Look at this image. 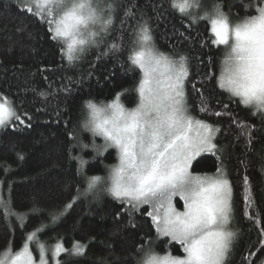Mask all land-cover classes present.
<instances>
[{
	"label": "snow or ice",
	"instance_id": "6c2138e0",
	"mask_svg": "<svg viewBox=\"0 0 264 264\" xmlns=\"http://www.w3.org/2000/svg\"><path fill=\"white\" fill-rule=\"evenodd\" d=\"M241 3L246 13L254 9L256 14H246L233 20L232 16L239 14L231 12V5L225 12L222 0L215 3L211 10L203 9L197 0L195 7L200 10L197 12L192 11L194 5L190 0H169L172 10L188 18V27L201 20L207 21L210 44L224 46L218 74L209 57V67L201 78V88L203 82L215 80L230 99L238 98L253 116L260 117L264 130V0H251L248 4H243L241 0ZM120 4L121 0H18V11L22 8L46 25L61 51V59H66L69 64L83 60L93 48L100 49L110 37L117 43L109 42L97 59L109 52L115 55L117 51H123L124 25L129 18L136 19L139 14L136 27L131 29L132 46L128 50V59L131 70L138 68L142 75L133 89L138 93L135 107H125L121 102L123 92L117 93L108 103H96L91 99L84 102L87 115L83 129L92 133L91 147L98 155L109 148L116 149L118 163L107 166L106 177L87 175L85 165L88 161L82 154L89 145L73 135L71 148H78L81 155L72 158L79 161L77 175L87 187L76 186L74 196L66 205L52 209H41L37 207L39 202L33 201L30 212H48L49 222L45 224L41 221L43 227L27 233L18 250H13L9 244L0 254V264H49V253L55 264H61L57 259L61 253L84 255L85 246L79 242L71 249L59 242L49 247L40 241L39 234L57 223V213L63 207L71 209L74 202L81 197L87 198L89 194L98 199L102 191H107L127 206L124 212L129 217L128 225L135 226L133 214L144 209V214L151 218V224L155 226L157 238L167 237L169 244L175 242L183 250V255H172L171 251L160 255L152 247L151 238L144 237L148 243L139 244L136 253L132 254L135 264H232L240 229L234 226L233 186L221 160L224 149L219 143V136L225 130L218 124L192 115L188 85L191 84L193 89L197 86L190 81L191 58L182 52L165 53L159 50L155 44L154 29L136 0H129L123 6L124 17L117 30L120 34L113 37ZM152 7L157 8V5ZM133 9L136 11L133 12ZM17 31L23 33L26 29L18 28ZM27 35L29 39L34 38L31 32ZM15 43L9 45V50ZM65 91L68 89L65 88ZM199 94L201 113L215 117L225 115L228 104L222 105L224 112L213 111L205 106L210 98L203 91ZM39 95L47 98L50 93L40 92ZM56 114L59 116V112ZM228 115L231 121L229 127L232 123L237 126L235 140H243L246 149H249L255 140L253 133L256 126L241 123L230 113ZM26 120L30 121L31 117L27 113L22 117L13 103L3 98L0 102V130L15 127L16 124L31 128L30 122L25 124ZM95 137H102L104 144L96 145ZM204 153H212L220 162L221 166L214 174L193 171V162ZM243 182L244 199L252 208L254 199L247 175L243 177ZM4 184L5 181L0 180V208L4 209V219L10 226L11 217L15 216L23 229L27 214L14 211L10 194L7 199L3 195ZM177 197L183 201L182 211L176 207ZM120 215V212L116 213L117 217ZM245 215L248 213L245 212ZM248 218L254 224L258 223V218ZM258 242L264 246V227L258 233ZM33 247L38 252V258L33 254Z\"/></svg>",
	"mask_w": 264,
	"mask_h": 264
},
{
	"label": "trees",
	"instance_id": "16d2710c",
	"mask_svg": "<svg viewBox=\"0 0 264 264\" xmlns=\"http://www.w3.org/2000/svg\"><path fill=\"white\" fill-rule=\"evenodd\" d=\"M198 2L203 9L211 10L219 0ZM222 2L225 12L229 11L228 6L231 5V12L239 14L233 15V20L246 14H256L254 9L246 13L241 0ZM242 2L248 4L251 0ZM128 3L129 0H121L113 37L120 34L117 30L124 17L123 6ZM136 3L154 29L155 44L159 50L165 53L182 52L191 58L190 81L197 86L193 89L191 84L188 85L192 115L218 124L225 130L219 136V143L224 149L221 160L233 186L234 226L240 229L232 264H264V246L258 242V233L264 227L262 121L240 104L238 98L230 99L215 80L203 82L201 88V78L208 70L209 57L218 74L224 54V46L210 44V26L207 21L201 20L188 27V18L172 10L169 0H136ZM191 3L194 5L193 12L200 11L195 7L197 0H191ZM152 5H157V8ZM139 18L137 14L136 19ZM136 19L129 18L124 25L123 51H117L115 55L109 52L107 56L97 59L109 42L117 43L110 37L100 49L93 48L83 60L69 64L66 59H61L57 42L51 38L43 22H38L22 8L18 11V0H0V101L3 102L6 97L22 117L24 113L31 117L30 121H25V124L31 123V128L16 124L15 127L0 131V180L5 181L3 195L7 199L10 194L14 211L27 214L23 229L15 216L11 217V225L7 226L4 209L0 208V254L9 244L13 250H18L27 233L43 227L41 221L45 224L49 222L48 212H30L33 201H38L37 207L41 209H52L54 206L66 205L74 196L76 186L82 189L87 187L77 175L79 161L72 158L81 155L78 148H71L73 135L89 145L82 154L88 161L85 165L87 175L106 177L107 166L116 164V149L110 148L98 155L91 147L93 137L83 129L87 115L84 102L91 99L96 103H108L117 93L123 92L121 102L125 107L136 106L138 93L133 89L142 74L138 68L131 70L128 59V50L132 46L131 29L136 27ZM18 28H25L26 31L18 32ZM28 32L33 34V39L28 38ZM13 42H16L15 46L9 50ZM200 91L210 98L205 106L213 111L224 112L222 105L228 104L225 115L215 117L201 113ZM40 92L50 95L46 98L39 95ZM229 113L241 123L256 126L253 133L255 140L249 149H246L243 140H235L237 126L232 123L229 127ZM219 166L215 155L204 153L193 162V171L214 174ZM245 175L249 177L254 199L252 208L247 206L248 202L244 199ZM126 207L107 191L100 192L98 199L89 194L87 198L81 197L74 202L71 209L63 207L57 213V223L46 228L39 236L46 243L61 242L69 249L77 242L85 246L82 256L62 253L61 264H135L132 254L136 253L139 244L148 243L144 237L151 238L152 247L159 254L171 251L174 255H183L178 244L168 243L169 238H157L155 226L151 224V218L144 214V209L133 214L135 226L128 225L129 217L124 212ZM179 207H182L181 203ZM117 212L121 213L119 217L116 216ZM248 216L258 218V223L254 224Z\"/></svg>",
	"mask_w": 264,
	"mask_h": 264
},
{
	"label": "rangeland",
	"instance_id": "374dc122",
	"mask_svg": "<svg viewBox=\"0 0 264 264\" xmlns=\"http://www.w3.org/2000/svg\"><path fill=\"white\" fill-rule=\"evenodd\" d=\"M190 2H191V0H190ZM1 102V101H0ZM132 108V107H131ZM1 131V130H0ZM89 134L92 136V133L91 132H89ZM93 137V136H92ZM97 138H99L100 140L98 141L97 140ZM97 141V142H96ZM95 143H97V145H103L104 144V140H103V138L102 137H95ZM110 149V148H109ZM105 151H103V153H104ZM118 154V153H117ZM116 163H118V159H117V162ZM179 203H181L182 204V207L180 208L179 207ZM176 207L179 209V210H183V201L182 200H180L178 197L176 198ZM39 239H40V241L41 242H44V243H46L45 241H43V240H41V238H40V236H39ZM56 243H58V242H55V243H46L49 247H51V246H54ZM59 243H61V242H59ZM33 254L34 255H36L37 256V258H38V252L36 251V249H35V247H33ZM62 254V253H61ZM60 254V255H61ZM166 254V253H165ZM160 255H164V254H160ZM172 255H174V254H172ZM57 259H59L60 260V256L57 258ZM49 264H55V260L52 258V256H51V253H49Z\"/></svg>",
	"mask_w": 264,
	"mask_h": 264
}]
</instances>
